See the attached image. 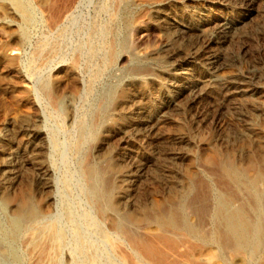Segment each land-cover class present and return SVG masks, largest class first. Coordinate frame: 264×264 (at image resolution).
<instances>
[{
    "label": "rangeland",
    "instance_id": "obj_1",
    "mask_svg": "<svg viewBox=\"0 0 264 264\" xmlns=\"http://www.w3.org/2000/svg\"><path fill=\"white\" fill-rule=\"evenodd\" d=\"M24 203L61 264L75 233L98 264H264V0H0V264H28Z\"/></svg>",
    "mask_w": 264,
    "mask_h": 264
},
{
    "label": "bare ground",
    "instance_id": "obj_2",
    "mask_svg": "<svg viewBox=\"0 0 264 264\" xmlns=\"http://www.w3.org/2000/svg\"><path fill=\"white\" fill-rule=\"evenodd\" d=\"M14 5L18 11L25 13V8L23 7L22 4L15 2ZM103 33H104V31L102 29H99L98 27H94L92 30L93 35H103ZM103 39H104V37H103ZM105 44H106V42H105ZM56 47H57V45H56ZM56 47L53 46L49 51L47 50L48 51L46 53L47 58L52 57L57 53L58 49ZM44 51H45V49L41 50L40 48L37 47V49L34 53V59L38 60L42 56V53H45ZM100 52L103 55L104 64H109V63H112L114 61V54L112 52L111 47H104V48L100 49V48L94 47V45L90 42L88 44V47L86 50V57H87L88 63L90 64L93 61V59H95L96 57H99L98 54ZM37 72H38V70H37ZM38 88H39V91L42 94H44L46 97H47V95L49 96V94H48L49 93V86H48V83L46 82V80L40 81L38 83ZM50 101L53 104H56L55 100L51 96H50ZM87 130L88 129L86 128L85 123L83 121H80L78 124L79 141L74 146L75 150H79L80 146H83V144L81 145V143H82L83 139L85 138V135H87V132H88ZM227 208H228L227 204L225 202L221 201L219 213H226L224 225H225L227 231L229 232V234H231L230 235V237L232 236L231 239H233L235 245H237L239 247L247 246L249 244V237H250V233H251L250 232L251 227H249V225H248L249 223L247 224V222L245 221V218L242 215V213L240 212V210L236 211V212H233V211L228 212ZM18 211H19L18 215L10 223L9 238L12 241H15L18 239L22 240L23 248H24L26 255H27V258H28V264H61L60 255H62L61 251L63 250L62 248L64 245V240L66 238L64 235L65 232L63 233V231L57 226V224H55L56 222H52L48 219L49 217L47 218L46 216H43L41 214V212L39 211V209L37 207L31 205V204H27V203L22 204ZM87 220H85V221H87ZM91 223H89V224H91ZM150 229H148V230H150ZM149 233H147V234H149ZM80 234H82V233H80ZM103 235L106 236L105 234H103ZM71 236H72V234H71ZM73 236L75 237V243H74L75 247L73 250L75 256H73L70 259L71 260L70 264H77V262L79 261L78 260L79 258H81L83 264H98L97 259H99V258H97L93 252H89V253L86 252V247H85V243H84L85 238L82 240L81 236L78 233H75ZM82 236H84V235H82ZM74 237H71V238H73L72 239L73 241H74ZM86 242H87V240H86ZM87 243L89 244V242H87ZM108 244H110V243H108ZM88 247H89V245H88ZM92 248H93V245H92ZM71 250H72V248H71ZM97 253H98V251H97ZM108 264H109V262H108ZM111 264H114V263H111Z\"/></svg>",
    "mask_w": 264,
    "mask_h": 264
}]
</instances>
